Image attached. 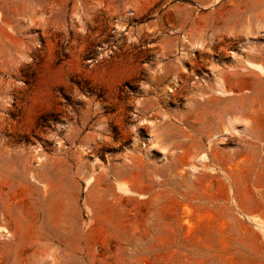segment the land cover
I'll use <instances>...</instances> for the list:
<instances>
[{"label": "rangeland", "instance_id": "obj_1", "mask_svg": "<svg viewBox=\"0 0 264 264\" xmlns=\"http://www.w3.org/2000/svg\"><path fill=\"white\" fill-rule=\"evenodd\" d=\"M0 264H264V0H0Z\"/></svg>", "mask_w": 264, "mask_h": 264}]
</instances>
